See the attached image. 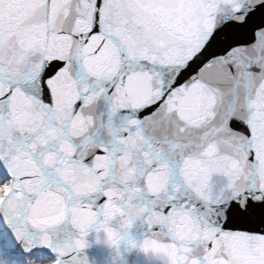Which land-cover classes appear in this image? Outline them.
Instances as JSON below:
<instances>
[{"label":"snow or ice","instance_id":"1","mask_svg":"<svg viewBox=\"0 0 264 264\" xmlns=\"http://www.w3.org/2000/svg\"><path fill=\"white\" fill-rule=\"evenodd\" d=\"M136 222L161 264H264V0H0V264Z\"/></svg>","mask_w":264,"mask_h":264},{"label":"water","instance_id":"2","mask_svg":"<svg viewBox=\"0 0 264 264\" xmlns=\"http://www.w3.org/2000/svg\"><path fill=\"white\" fill-rule=\"evenodd\" d=\"M19 12L18 7H13L5 15L6 18L11 16L13 20H16ZM118 231H120L122 239L115 246L105 242L102 232L89 231L85 237L87 247L81 253L82 258H86V264H161V261L152 254L143 252L139 247L131 246L133 242L141 241L146 235L145 229L139 222H136L131 229H118ZM6 252L14 255L25 254L19 247ZM42 253L55 255L48 249L42 250Z\"/></svg>","mask_w":264,"mask_h":264},{"label":"rangeland","instance_id":"3","mask_svg":"<svg viewBox=\"0 0 264 264\" xmlns=\"http://www.w3.org/2000/svg\"><path fill=\"white\" fill-rule=\"evenodd\" d=\"M19 255H23L25 257V254H22V253H20L18 255H14V254H9V253L5 252L4 258H5V260H8V259L17 260L18 264H24L23 261H21L17 258Z\"/></svg>","mask_w":264,"mask_h":264},{"label":"bare ground","instance_id":"4","mask_svg":"<svg viewBox=\"0 0 264 264\" xmlns=\"http://www.w3.org/2000/svg\"><path fill=\"white\" fill-rule=\"evenodd\" d=\"M43 257L47 260H54L55 259V255H46L44 253H42ZM19 260L23 261V263L25 264V260H26V256L24 257L23 255H19L17 257ZM17 262V260H15Z\"/></svg>","mask_w":264,"mask_h":264}]
</instances>
